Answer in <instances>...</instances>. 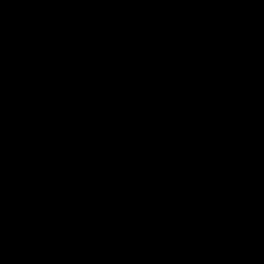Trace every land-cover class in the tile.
<instances>
[{
    "label": "water",
    "instance_id": "95a60500",
    "mask_svg": "<svg viewBox=\"0 0 264 264\" xmlns=\"http://www.w3.org/2000/svg\"><path fill=\"white\" fill-rule=\"evenodd\" d=\"M0 264H264V0H0Z\"/></svg>",
    "mask_w": 264,
    "mask_h": 264
}]
</instances>
